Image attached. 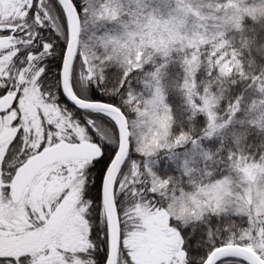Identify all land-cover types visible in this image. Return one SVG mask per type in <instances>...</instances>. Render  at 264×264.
Segmentation results:
<instances>
[{"label": "snow or ice", "instance_id": "6c2138e0", "mask_svg": "<svg viewBox=\"0 0 264 264\" xmlns=\"http://www.w3.org/2000/svg\"><path fill=\"white\" fill-rule=\"evenodd\" d=\"M0 264H264V0H0Z\"/></svg>", "mask_w": 264, "mask_h": 264}]
</instances>
